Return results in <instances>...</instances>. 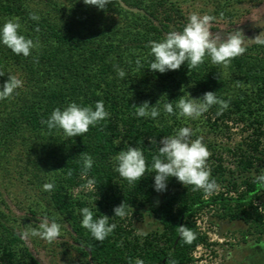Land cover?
Listing matches in <instances>:
<instances>
[{
  "label": "trees",
  "instance_id": "trees-1",
  "mask_svg": "<svg viewBox=\"0 0 264 264\" xmlns=\"http://www.w3.org/2000/svg\"><path fill=\"white\" fill-rule=\"evenodd\" d=\"M221 12L229 20L234 17L225 9ZM30 14L38 15L39 21L31 20ZM9 19L18 20L21 34L38 41L39 47L25 58L0 43V72L5 74L0 85L7 75L22 81L11 97L0 100V171L20 161L32 185H54L52 191H44L51 209L45 214L67 224L83 258L91 264H135L137 259L143 264H192L197 248L209 246L198 224L206 214L241 221L244 236L264 240V210L259 205L264 190L257 191L254 183L264 171V36L227 68L205 57L191 71L185 63L161 74L149 70L154 60L149 42L162 41L170 31H183L189 18L177 0H114L104 11L83 0H0V27ZM117 69L125 71L123 79ZM209 91L229 107L217 115L219 106H212L202 115L203 122L211 117L214 126L237 122L245 133L232 148L210 147L215 163L208 168L219 190L205 198L202 191L170 178L167 190L157 193L152 157L158 155L159 141L189 124V119L178 118V99H199ZM97 101L104 102L110 115L80 137L50 131L43 123L56 108L63 110L75 102L94 110ZM144 101L150 106L159 101L156 119L136 115L132 105ZM168 102H173L176 115L164 111ZM128 146L143 151L148 168L132 185L115 171V156ZM84 152L94 161L86 176L80 156ZM224 153L230 158L228 167ZM89 179L94 180L89 194L74 196L72 190L85 188ZM122 202L131 206L128 215L135 208H149L161 229L136 233L128 215L114 217L113 208ZM84 207L94 219L107 215L109 223L116 224L102 244L81 226ZM6 210L0 193V264H41ZM181 225L195 234L191 243L181 237L177 228Z\"/></svg>",
  "mask_w": 264,
  "mask_h": 264
},
{
  "label": "clouds",
  "instance_id": "clouds-1",
  "mask_svg": "<svg viewBox=\"0 0 264 264\" xmlns=\"http://www.w3.org/2000/svg\"><path fill=\"white\" fill-rule=\"evenodd\" d=\"M86 6H94L100 11L106 10L109 4H114V0H83ZM29 18L33 21H39L40 17L36 14H30ZM215 17L211 15L200 16L191 14L188 23L183 31H170L160 42L150 41V55L154 57L150 63L149 70L164 74L168 71H177L182 65L187 63L189 71L199 67L204 63L205 57H209L212 64L221 65L224 68L230 66L233 59L243 55L247 46L255 42L250 41L242 31L233 30L226 32L225 35L213 32L211 22ZM35 31L39 32L37 27ZM0 43L5 45L15 55L29 57L32 50L39 47V42L31 38H26L21 34V24L18 20L9 19L0 27ZM140 66V62L137 61ZM118 76L123 79L126 75L122 69H117ZM0 72V76H4ZM8 79L0 85V100L7 99L20 87L22 81L16 76L7 75ZM189 95V94H188ZM190 97V95H189ZM150 106V101H144L140 106L132 105L138 117L156 119L160 115L157 107ZM219 106L217 115L222 114L229 107V103L219 99L216 92H205L199 99H185L183 96L178 99L176 109H178V118H187L196 120L204 113L208 112L212 106ZM164 111L169 115H176L173 102H168L163 106ZM104 102L97 101L95 108L91 106H79L75 102L70 103L61 110L56 108L47 121H44L47 128L60 129L64 135L69 138L80 137L89 131L90 126H96L109 117ZM194 135L191 128L182 127L175 135L163 137L159 141L158 155L152 157L154 175V190L157 193H163L167 190L170 178H175L184 186H192L193 191H202L205 198L212 196L219 190L216 180L211 178V170L207 166V161L211 155L207 146L202 142V138L192 139ZM82 175L86 176L93 167V158L87 153H82ZM117 162L115 171L120 177L132 185L141 181L148 171L147 163L143 151L139 148L128 146L126 150L119 151L114 158ZM71 175V173H69ZM254 183L256 190H264V171L258 175ZM94 186V180L89 179L85 188L91 189ZM54 185L46 183L43 185L44 191H52ZM131 207L122 202L113 208L114 217L124 218L128 215L127 209ZM260 210H264L261 207ZM134 211V210H133ZM83 217L81 226L88 230L91 236L101 244L113 233L116 224L109 223L110 218L107 215H100L94 219L93 212L84 207L80 210ZM178 231L181 237L187 243L195 239V234L181 225ZM61 235V225L55 220L49 222L44 218L38 228L26 227L23 236L25 238L38 237L51 244ZM135 264H143L142 260L137 259Z\"/></svg>",
  "mask_w": 264,
  "mask_h": 264
},
{
  "label": "rangeland",
  "instance_id": "rangeland-1",
  "mask_svg": "<svg viewBox=\"0 0 264 264\" xmlns=\"http://www.w3.org/2000/svg\"><path fill=\"white\" fill-rule=\"evenodd\" d=\"M177 4L186 18L194 13L215 17L211 22L214 33L225 35L226 32L239 30L250 41L264 34V0H177ZM222 9L232 13L233 19L224 18ZM203 120V116L196 120L189 119L187 127L194 133L192 139L202 138L209 152L212 146L218 149L232 148L245 135L242 126L237 122H218L214 126L215 117H211L210 122ZM214 159V155H210L207 166L215 163ZM222 159L228 167L230 158L227 154L224 153ZM23 165L20 161H12L5 170L0 171V193L6 204V212L15 219L21 237L31 253L41 264H91L76 250L71 230L62 220L56 221L61 225V235L51 244L38 237L23 236L26 227L38 228L44 218L52 221L45 214V211L51 209L43 187L31 184ZM90 191L88 188H76L72 190V194L86 197ZM162 201L163 197L160 196L158 202ZM259 205L264 207V195ZM31 210L37 212L35 216L31 215ZM133 210L128 215V221L136 233L145 235L161 229L149 208ZM198 224L206 233L209 246L197 248L192 264H264V240L256 242L251 237L244 236L242 231L246 226L241 221L229 222L206 214L199 219Z\"/></svg>",
  "mask_w": 264,
  "mask_h": 264
}]
</instances>
